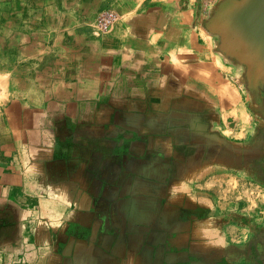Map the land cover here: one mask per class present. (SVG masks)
Here are the masks:
<instances>
[{
  "label": "crops",
  "instance_id": "obj_1",
  "mask_svg": "<svg viewBox=\"0 0 264 264\" xmlns=\"http://www.w3.org/2000/svg\"><path fill=\"white\" fill-rule=\"evenodd\" d=\"M255 50L264 0H0V264H264L219 209Z\"/></svg>",
  "mask_w": 264,
  "mask_h": 264
},
{
  "label": "rangeland",
  "instance_id": "obj_2",
  "mask_svg": "<svg viewBox=\"0 0 264 264\" xmlns=\"http://www.w3.org/2000/svg\"><path fill=\"white\" fill-rule=\"evenodd\" d=\"M253 56L259 63L257 72L254 70L253 72L261 74L260 85L263 93H240L236 90L235 96L238 99L239 107L229 114L230 116L226 118L225 128H223L225 135L230 136L232 140L250 137V144L254 147L251 151L254 163L252 166L253 179L242 181L236 177L235 183L232 181L227 184L233 185V188H222L219 193L220 213L226 216L227 214L234 215L236 227L244 228L243 226L247 225V229L257 236L248 238V242H246L247 238H235V241L244 240L246 242L244 244L247 245L248 256H245L242 249L234 250L232 256H236L242 261L247 257V263L252 260L264 262V52L255 50ZM235 80L238 82L244 79L235 78ZM236 85L238 86V83ZM239 185H244V188ZM224 220L223 224L227 229V218L225 217ZM230 226L232 225L230 224ZM261 234H263L262 238ZM259 246L262 247L261 252H259Z\"/></svg>",
  "mask_w": 264,
  "mask_h": 264
},
{
  "label": "built area",
  "instance_id": "obj_3",
  "mask_svg": "<svg viewBox=\"0 0 264 264\" xmlns=\"http://www.w3.org/2000/svg\"><path fill=\"white\" fill-rule=\"evenodd\" d=\"M116 19V14L112 11L105 10L100 12L95 20V25L98 31L105 32Z\"/></svg>",
  "mask_w": 264,
  "mask_h": 264
}]
</instances>
